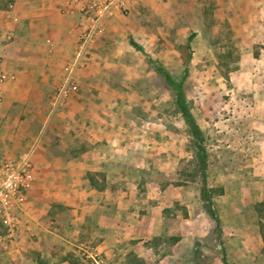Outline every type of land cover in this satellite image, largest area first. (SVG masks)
I'll list each match as a JSON object with an SVG mask.
<instances>
[{"label": "rangeland", "instance_id": "obj_1", "mask_svg": "<svg viewBox=\"0 0 264 264\" xmlns=\"http://www.w3.org/2000/svg\"><path fill=\"white\" fill-rule=\"evenodd\" d=\"M109 1L75 0L78 38L48 96L52 102L68 74L88 17L98 15L74 70L76 89L51 105L59 110L71 95L88 96L93 111L105 114V140L81 143L48 126L40 133L43 122L11 142L0 133V159L29 153L32 163L25 203L12 211L9 224L0 219V264H37L39 258L105 264V238L116 234L105 224L117 214L124 225L133 224L131 235L146 253L140 261L127 253L120 264H264L254 210L264 200V0ZM159 69L182 79L201 129L204 170L175 90ZM43 140L49 144L40 147ZM60 140L82 148L104 141L105 172L88 170L89 182H81L58 167L63 171L51 182L38 181V162L48 159L43 167L54 170L57 157L80 153L59 148ZM100 154L94 149L88 156ZM36 184L50 197L54 188L57 199L44 194L27 204ZM25 205L36 208L38 221L23 219Z\"/></svg>", "mask_w": 264, "mask_h": 264}, {"label": "crops", "instance_id": "obj_2", "mask_svg": "<svg viewBox=\"0 0 264 264\" xmlns=\"http://www.w3.org/2000/svg\"><path fill=\"white\" fill-rule=\"evenodd\" d=\"M74 4L75 0H0V77L3 76L0 78V133H4L10 142L14 141L17 133L36 128V123L40 124L39 122L44 123L42 128H36L40 133L48 126L53 128L56 134L69 133L79 137L81 143L89 140L94 144L97 140H105V114L93 111L92 101L88 96L71 95L59 110L55 109L54 105L52 107V102L48 99L52 88L66 72L64 65L78 38L79 16L73 10ZM104 66L105 64L100 68ZM81 82L85 85L84 80ZM32 118L37 119V122H30ZM97 121L101 123L98 125L99 135L94 132L97 130ZM45 143L49 144L43 140L38 145L44 147ZM109 145L112 146L110 143ZM58 146L73 153H80L73 154L64 161L60 158L59 161L57 157L53 161L54 170L43 167L51 164L48 159L38 162V181L51 182L52 174L63 171L58 167H65L63 174L81 182H89V179L84 177L88 170L105 172L109 158L107 159L108 155L105 153L104 141L100 147L94 148L88 142L85 143L86 147L82 148L62 140ZM82 149L84 152H81ZM94 149L100 151L101 156L89 157L88 155H93ZM24 154L30 156L29 153L21 155ZM38 184L31 192L27 204L35 203V200L39 202L40 195H46L37 187ZM103 191L107 192V189L104 188ZM48 192L53 194V197L46 195L51 201L57 199L54 188ZM93 192L98 191L92 188L91 193ZM28 206L23 208V219L29 222L38 221L35 207L32 209ZM117 216V220L105 224L107 229L116 232L113 236L108 235L105 238V264H120L130 252L135 253L139 261L142 260L146 253L140 252L142 241L135 242L136 237L131 235L133 224L124 225L119 214Z\"/></svg>", "mask_w": 264, "mask_h": 264}, {"label": "built area", "instance_id": "obj_3", "mask_svg": "<svg viewBox=\"0 0 264 264\" xmlns=\"http://www.w3.org/2000/svg\"><path fill=\"white\" fill-rule=\"evenodd\" d=\"M115 2L110 0L108 5ZM98 15L88 17L89 25L83 29L75 50V57L70 66L68 74L55 92L54 105L62 104L65 96L71 90L76 89L74 81V70L80 63L84 52L88 49L95 29L98 24ZM32 163L29 155L19 157L0 159V219L5 220L8 224L11 219L12 211L21 206L27 198V191L32 186Z\"/></svg>", "mask_w": 264, "mask_h": 264}, {"label": "trees", "instance_id": "obj_4", "mask_svg": "<svg viewBox=\"0 0 264 264\" xmlns=\"http://www.w3.org/2000/svg\"><path fill=\"white\" fill-rule=\"evenodd\" d=\"M130 43L137 49L143 50V48L136 43L134 40L130 39ZM160 70V69H159ZM163 70V69H162ZM166 81L172 86L175 90V103L178 107V110L181 112L188 128L189 132L193 136L196 142V157H197V163L198 166L201 169H205L206 164V150L203 147V145L200 143V140L202 139L201 135V129L198 123L196 122L193 114L191 113L190 109L187 106L185 94L182 88V79H175L170 75V73L166 71H161ZM254 210L256 214L258 215V225H259V233L261 236V239L263 241V253H264V200L258 201L254 204ZM37 264H45L44 261H42L40 258L37 261ZM71 264H76L74 261H71Z\"/></svg>", "mask_w": 264, "mask_h": 264}]
</instances>
